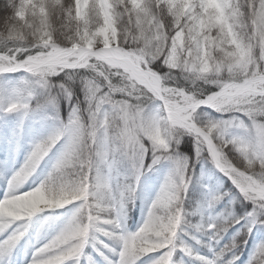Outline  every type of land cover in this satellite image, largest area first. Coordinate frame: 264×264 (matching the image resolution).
Masks as SVG:
<instances>
[{
    "label": "clouds",
    "instance_id": "clouds-1",
    "mask_svg": "<svg viewBox=\"0 0 264 264\" xmlns=\"http://www.w3.org/2000/svg\"><path fill=\"white\" fill-rule=\"evenodd\" d=\"M3 7L8 13L0 22V74L24 73L13 87L27 97L40 96L41 106H54L65 94L72 95L70 89L77 84L87 101L71 121H61L56 128L64 145L48 175L22 191L56 144L12 185L15 194L0 200V229L45 209L74 206L42 245L53 255L36 264H56L61 258L79 264L96 234L120 245V264H137L148 253L168 247L184 221L187 154H181L179 146L185 136L208 145L201 158L237 190L212 195L210 208L225 197H230V207L196 230L219 244L245 219L235 216L234 204L241 200L252 205L246 214L247 232L264 227V0H5ZM189 13L187 51L183 30L168 47L171 31ZM157 62L166 71L153 67ZM62 73V81L53 80ZM115 94L122 98L113 99ZM94 103L107 105L102 121L91 119ZM23 104L9 106L18 109ZM201 109L229 118L215 120ZM105 139L111 145L106 162L97 156ZM149 151L177 163H170L148 207L143 223L147 227L120 231L122 218L135 206ZM124 161L135 180L113 186L101 175V167L111 170ZM86 168L97 171L91 184ZM26 231L17 227L12 243L0 245V264ZM239 245L234 235L214 253L212 264H235ZM229 253L233 255L225 260ZM172 261L184 264L183 259ZM248 264H264V241Z\"/></svg>",
    "mask_w": 264,
    "mask_h": 264
},
{
    "label": "trees",
    "instance_id": "trees-1",
    "mask_svg": "<svg viewBox=\"0 0 264 264\" xmlns=\"http://www.w3.org/2000/svg\"><path fill=\"white\" fill-rule=\"evenodd\" d=\"M4 2L5 0H0V17H5L8 13V9L3 7ZM2 20H0V22H2ZM153 67L159 71H166V69L159 65V62ZM21 75L23 74L4 75L0 77V154L3 153V143H6L7 145H14L18 156L26 155L29 148H33L38 141L54 133L61 121L66 122L69 120L74 107L81 110L86 106L85 96L79 84L70 89L72 93L71 96L65 94L54 106H41L40 96L27 97L26 92H22L13 87L16 84L17 78ZM63 79V73L53 77L54 81H62ZM12 103H27L29 106L26 109L19 108L17 111H6ZM201 111L209 113L215 120L229 118V114H220L208 110ZM241 118L246 120L243 116H241ZM63 145L64 140H61L41 161L36 174L39 183L53 168L63 149ZM179 152L181 154H187V161L191 167L188 169L190 181L186 193L183 195L184 221L177 233L176 244L178 247L173 256V260L183 259L184 264H202L200 262H193L192 257L196 255L206 257L209 248L217 250L220 245L223 247L224 244L228 243L235 235L240 242L239 247L234 251V254L239 257V259L235 260V264H248L257 244L264 241V227L257 225L252 228L251 233L247 232L246 214L252 210V207L242 200L234 204L235 216L245 217V219H241L239 224L230 228L228 233L216 246L214 244L215 241L209 240L207 236L196 230L195 226L199 224L198 216L194 212L195 202L196 199H198L197 196L199 195L200 197L198 202L201 201L203 205H206L205 210L208 214L205 217V221H207L212 216L230 207V197H225L222 202L210 208L208 206V201L211 196L227 189L232 193H236L237 190H234L233 187L230 186L227 177L218 173L213 168L210 161L197 158L192 136L184 137L183 142L179 146ZM146 158L145 161L150 165L152 163L151 153H149ZM148 165L144 171H142L138 181L135 206L122 218V228L120 231L132 233L142 226L146 218L148 207L157 195L165 175L170 170V167L164 169L163 162L158 166H152L150 170ZM93 173L95 176L96 169L93 170ZM110 173L109 181L113 186H119L135 180L131 166L126 161L115 164L110 170ZM203 179H206L207 183H204ZM73 208V205H68L62 209L43 215V244L47 243L56 234L57 228L71 214ZM238 229L240 230L239 233L237 232ZM98 237L99 239L95 243L96 246H98L99 243L103 247H109L110 244H117L111 237L102 234H98ZM196 239L199 240L200 243H197ZM244 240H246V243L243 242ZM92 242L93 240L89 241L90 244H92ZM185 246L192 249L193 254L191 257L179 250L181 247ZM116 248L115 252H118L120 245L117 244ZM84 249L85 255L79 258V264H84L83 259L91 251L88 247ZM115 252L114 258L118 259ZM232 255L233 253H229L225 260L229 259ZM157 256L158 253L149 254L138 261L137 264H152ZM69 264H76V261L72 260Z\"/></svg>",
    "mask_w": 264,
    "mask_h": 264
},
{
    "label": "snow or ice",
    "instance_id": "snow-or-ice-1",
    "mask_svg": "<svg viewBox=\"0 0 264 264\" xmlns=\"http://www.w3.org/2000/svg\"><path fill=\"white\" fill-rule=\"evenodd\" d=\"M189 14H185L182 15L180 18V23L177 27H175L170 35H169V39H168V47H171L174 43L172 37L176 36V33L181 32V30H183V36H184V40L186 42V47H185V51H187V40H188V36H189V29L188 27H185V21L188 20V15ZM192 22L189 21V24H191ZM167 48L165 49V53L167 54ZM161 59H163V57H161ZM71 96V95H68ZM117 97H121L122 98V94H115L113 96V99H116ZM87 102V101H86ZM28 104L24 103L22 105L21 108H28ZM107 107V105H96L95 103L92 106V112H91V119L94 121H102L105 115L104 109ZM17 108H13L11 106H9V112L16 110ZM79 109L74 107L73 111L71 113V116L69 118V120L71 121L74 116L76 114H78ZM221 114H225V113H221ZM223 121H227L228 119H221ZM61 139V134L60 131L58 130L57 132H55L53 135L49 136L48 140L39 144H35L33 147V150L31 151L30 155L28 156V158L26 159L24 165L11 177L10 181H9V191L5 194L4 199L2 200H6L9 196L14 195L15 193L12 191V185L14 183H16L17 181H20L24 176H26L37 164V162L40 160V158L43 156L44 152L49 151V149L51 148V146L53 144H58L59 141ZM197 140L199 141V138H197ZM216 142V138H215V134H213L212 137V143ZM110 141L105 139L102 143V147L101 150L97 153V156L99 159L101 160H105L106 162V158L108 155V152L110 151ZM195 147V152H196V156L197 158H201V153H207L208 151V145H203L201 142H197L194 144ZM149 153H151L152 155V163L150 165H148V168L151 169L153 165H156L158 163L161 162H169L173 165H175L177 163L176 160L169 158L168 160L165 159V156L160 155V153H153L152 151H149L145 158L149 155ZM145 158L143 160V166H144V161ZM209 159H211V157H209ZM187 166L183 169V174H184V179L186 184H189L190 181V177H189V172L188 169L191 167V165L188 163V161L186 162ZM95 168H86L85 171L88 172V181L89 184H91L93 182V178L97 176V171L96 174L94 176L93 170ZM143 170V169H141ZM237 179H239V177H237ZM186 193V192H185ZM185 193H183L182 195H184ZM28 219L25 220H17L13 222V225L9 228L6 229H0V236H4L3 240H0V245H5L8 244L10 245L12 243V236L13 233L15 232L16 228L19 226H23V224L27 221ZM148 220L149 223L151 221V213H148ZM147 227V225H143ZM196 229H199L201 227V225H196L195 226ZM5 233H7V235H5ZM246 243V242H245ZM174 245L176 244V239H173V241H171L168 244V247L166 248H160L155 252H150L149 254H153V253H158L157 258L152 262V264H173L172 261V257L174 256L175 252L177 251V247H174ZM180 251L184 252L186 255L188 256H192V249L185 246V247H181L179 249ZM115 252V250H114ZM115 254L117 255L118 259L115 261H109L108 264H120V257H121V249L119 248L118 252H115ZM50 255H53L52 253H49L45 250H42V246L37 248L35 250V252L33 253V257H32V262L33 264H36V262L41 261V260H46ZM107 259V258H106ZM197 260L201 261L202 264H212V259L210 258H206V257H201V256H197L196 257ZM74 260L73 258H61L59 259L56 264H69L70 261Z\"/></svg>",
    "mask_w": 264,
    "mask_h": 264
},
{
    "label": "rangeland",
    "instance_id": "rangeland-1",
    "mask_svg": "<svg viewBox=\"0 0 264 264\" xmlns=\"http://www.w3.org/2000/svg\"><path fill=\"white\" fill-rule=\"evenodd\" d=\"M4 18V16L0 17V20H2ZM19 109V108H18ZM16 109V111L18 110ZM22 110V109H20ZM208 111H212L211 109H207ZM214 112V111H213ZM218 113V112H217ZM221 114V113H220ZM246 118V117H245ZM4 145V150H6V158L3 160L2 157L0 156V200L4 199L5 194L9 191V181L11 179V177L24 165L26 159L28 158V156L30 155L31 151L33 150L32 148H29V150L27 151V156L24 157H17L16 155V151L13 145L11 144H6L3 143ZM23 159V161H21ZM147 158H145L146 160ZM162 163V162H161ZM160 163L156 164V166H158ZM148 163L145 161L144 162V166L143 168L145 169L147 167ZM40 166V165H39ZM154 166V165H153ZM163 166L164 169H166L167 167H171L170 163L165 161L163 162ZM214 168V167H213ZM37 169L35 171V173L31 176V178L27 181L26 184H24L22 191H27L30 190L34 187H36L39 184V179L37 174ZM101 175L102 176H107L108 179L111 175L110 170L107 167L102 166L101 167ZM226 177V176H225ZM228 178V177H227ZM229 179V178H228ZM230 182V186L233 187L234 190H236V188L234 187V185L232 184L231 180L229 179ZM228 190V189H227ZM197 198L199 199V195L197 196ZM198 199H196L195 202V209L194 212L196 213V215L198 216V223L201 224L205 221V217L207 216V212H205L204 210V205L200 202H198ZM248 203V202H246ZM250 207H252L251 203H248ZM53 209H45L43 211L37 212L36 214L33 215V217H31L30 219H28L24 224L23 227L27 229L25 236L20 240V242L16 245L15 249L11 252L10 255L3 257V262L4 264H17V262L19 260H27V262H31L32 261V257H33V253L35 252V250L37 248H39L40 245V235L42 233V228H43V224H42V218H43V213H50V211H52ZM5 235H7V233H5ZM4 236H0V240H3ZM93 242L92 244L95 245V243L98 241L99 237L98 234H96L95 236L92 237ZM197 241V239H196ZM216 246L218 245L216 242L214 243ZM113 246V248L111 246H109V248L106 247V249L104 251H101V249H96L93 245H92V249H96V253L97 256L101 255L102 258L104 257V253H108V252H112L115 248V246H117L116 244H111ZM222 248V245H220L217 250H212V248H209V250L207 251V256L206 258H214V253L216 251H219V249ZM101 252V254H100ZM113 253H111L112 255ZM196 256L192 257V261L193 262H200L201 261L197 260ZM227 255L224 257V259H226ZM101 258L99 260L98 263L94 262L92 264H100L101 262ZM110 261H115L114 259H110ZM31 264V263H30ZM91 264V263H88Z\"/></svg>",
    "mask_w": 264,
    "mask_h": 264
},
{
    "label": "water",
    "instance_id": "water-1",
    "mask_svg": "<svg viewBox=\"0 0 264 264\" xmlns=\"http://www.w3.org/2000/svg\"><path fill=\"white\" fill-rule=\"evenodd\" d=\"M15 73H19V72H14V73H4V74H15ZM4 74H0L1 75H4ZM24 74V73H23Z\"/></svg>",
    "mask_w": 264,
    "mask_h": 264
}]
</instances>
